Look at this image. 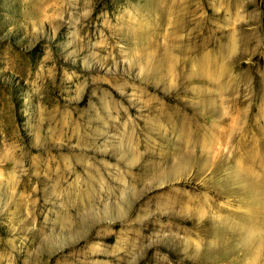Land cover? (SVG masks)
<instances>
[{
	"label": "rangeland",
	"instance_id": "1",
	"mask_svg": "<svg viewBox=\"0 0 264 264\" xmlns=\"http://www.w3.org/2000/svg\"><path fill=\"white\" fill-rule=\"evenodd\" d=\"M0 264H264V0H0Z\"/></svg>",
	"mask_w": 264,
	"mask_h": 264
}]
</instances>
